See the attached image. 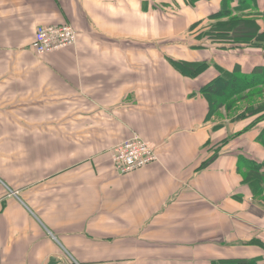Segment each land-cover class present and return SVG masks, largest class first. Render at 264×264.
<instances>
[{
  "label": "crops",
  "instance_id": "crops-1",
  "mask_svg": "<svg viewBox=\"0 0 264 264\" xmlns=\"http://www.w3.org/2000/svg\"><path fill=\"white\" fill-rule=\"evenodd\" d=\"M222 8L238 30L199 39ZM51 25L77 43L38 57ZM261 68L264 0H0V264L264 259L246 166L264 162V121L202 93ZM135 134L159 161L121 176L111 153Z\"/></svg>",
  "mask_w": 264,
  "mask_h": 264
},
{
  "label": "trees",
  "instance_id": "trees-1",
  "mask_svg": "<svg viewBox=\"0 0 264 264\" xmlns=\"http://www.w3.org/2000/svg\"><path fill=\"white\" fill-rule=\"evenodd\" d=\"M221 11L216 15H213L211 19L216 21V24L211 27L208 32H200L199 39L204 38L206 35H211L214 32L215 38L220 39L221 36L227 38L229 31L238 30V24L243 21L238 18H231L228 22H221L220 20L230 15V12ZM245 28H250L248 23L244 24ZM213 34V33H212ZM173 65L177 70L185 75L191 77H198L205 70L209 69L207 64L190 65L186 63H174ZM202 93L210 101L216 103V110L226 106L227 109H234L238 103L246 100L262 99L263 102L258 106H255V101L251 108V116H258L257 119L250 125L254 127L259 122L264 121V68H261L256 74H242L241 72L223 73L217 80L211 83V85L202 89ZM259 142L264 146V129L259 137ZM248 181L252 186L253 194L259 196L262 193L264 186V162L263 164L248 163ZM216 264V263H215ZM219 264H264V259L257 258H240V259H228L220 261Z\"/></svg>",
  "mask_w": 264,
  "mask_h": 264
},
{
  "label": "built area",
  "instance_id": "built-area-1",
  "mask_svg": "<svg viewBox=\"0 0 264 264\" xmlns=\"http://www.w3.org/2000/svg\"><path fill=\"white\" fill-rule=\"evenodd\" d=\"M77 38L76 30L69 25L40 26L36 31L33 49L38 57H44L75 46ZM111 160L121 176L159 161L154 147L136 134L113 148Z\"/></svg>",
  "mask_w": 264,
  "mask_h": 264
},
{
  "label": "rangeland",
  "instance_id": "rangeland-1",
  "mask_svg": "<svg viewBox=\"0 0 264 264\" xmlns=\"http://www.w3.org/2000/svg\"><path fill=\"white\" fill-rule=\"evenodd\" d=\"M250 28H247L246 30H245V33L246 32H248V33H250V32H252L253 31V27L252 26H249ZM246 39H248L247 38V36L245 37ZM245 40V39H244ZM253 101H255V106H258L259 104H261L262 102H263V100L262 99H260V98H258V99H256V100H253ZM253 101L252 100H246V101H241L240 102V105L241 104H243L244 105V112H243V114H241V117L244 119V120H247V117H250L251 116V112L249 111L250 109L249 108H251V106H252V104H253ZM239 105V103L236 105V107H234V109H227L226 108V111L228 112V113H230V112H232V113H234V112H237L238 111V109H242V107L241 106H238ZM254 122V121H253ZM252 122V123H253ZM251 123V124H252ZM250 124V125H251ZM250 125L249 126H247L246 128L247 129H250V128H252V127H250ZM257 197V199H260V200H263L264 201V186H263V188H262V193L259 195V196H256Z\"/></svg>",
  "mask_w": 264,
  "mask_h": 264
}]
</instances>
